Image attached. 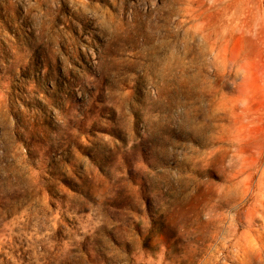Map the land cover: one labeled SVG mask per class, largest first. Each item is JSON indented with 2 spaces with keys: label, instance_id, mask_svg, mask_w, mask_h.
<instances>
[{
  "label": "rangeland",
  "instance_id": "rangeland-1",
  "mask_svg": "<svg viewBox=\"0 0 264 264\" xmlns=\"http://www.w3.org/2000/svg\"><path fill=\"white\" fill-rule=\"evenodd\" d=\"M0 264H264V0H0Z\"/></svg>",
  "mask_w": 264,
  "mask_h": 264
}]
</instances>
